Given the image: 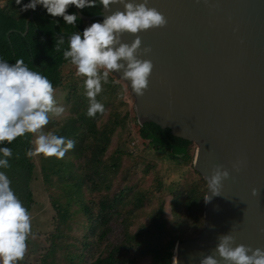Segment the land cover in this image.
<instances>
[{
    "label": "trees",
    "instance_id": "obj_1",
    "mask_svg": "<svg viewBox=\"0 0 264 264\" xmlns=\"http://www.w3.org/2000/svg\"><path fill=\"white\" fill-rule=\"evenodd\" d=\"M30 2L22 0L17 5L16 0H0V60L14 64L23 59L31 70L46 76L54 90L70 83L69 115L50 121L49 132L75 141L63 159L37 156L43 190L55 215L50 231L29 236L27 245L30 238L43 239L30 255L39 254L36 264H140L143 260L173 264L175 245L194 239L203 228L208 183L192 168L195 179L176 186L165 215L163 201L155 196V192L161 193L159 178L153 177L150 189H140V183L154 170L153 161L145 159L143 153L152 150L177 165H190L195 144L154 123L139 125L133 109L132 117L122 112L126 93L121 92L120 82L126 83L113 73L108 83L102 81V91L96 97L104 105V113L89 117L86 77L78 75L70 58L63 56L68 37L75 32L82 34L87 22L79 18L75 25H67L63 17H52L38 5L24 35L30 9L21 8ZM102 9L97 0L96 7L79 11L84 16H97ZM66 14H76L73 5ZM61 35L65 43L56 51V39ZM100 71L102 74L104 70ZM118 89L123 99L113 97ZM126 91L132 98L127 85ZM130 122L132 128L128 127ZM121 132L126 133L127 141L134 138L137 144L114 140ZM34 134L0 144V148L9 147L13 152L8 158L10 167L0 171L5 172L10 187L30 214L36 204L32 189L36 164L34 156L28 157L26 152L34 148ZM0 158H4L2 154ZM148 206L152 209L146 213V220L138 219ZM116 227L118 233L112 239Z\"/></svg>",
    "mask_w": 264,
    "mask_h": 264
},
{
    "label": "water",
    "instance_id": "obj_2",
    "mask_svg": "<svg viewBox=\"0 0 264 264\" xmlns=\"http://www.w3.org/2000/svg\"><path fill=\"white\" fill-rule=\"evenodd\" d=\"M73 7L87 27L123 11L117 4L84 16ZM148 7L167 26L138 34L140 52L151 48L138 58L154 65L147 91L138 97L122 73L113 75L126 83L139 125L154 123L196 145L193 168L207 183L216 166L230 174L220 196L204 200L200 233L175 245L173 264H199L229 233L237 245L264 249V0H149ZM135 38L124 34L122 42Z\"/></svg>",
    "mask_w": 264,
    "mask_h": 264
},
{
    "label": "clouds",
    "instance_id": "obj_3",
    "mask_svg": "<svg viewBox=\"0 0 264 264\" xmlns=\"http://www.w3.org/2000/svg\"><path fill=\"white\" fill-rule=\"evenodd\" d=\"M17 5L22 0H16ZM149 0L135 3L133 0H99L105 11L110 6L121 5L123 11L117 10L106 16L102 23L96 22L86 27L83 33L75 32L68 37V50L63 52L66 60L76 66L77 74L86 77L84 84L89 99L87 115L95 117L104 113L105 107L96 97L102 91L103 83H108L110 73H122L121 78L130 82L132 92L142 97L149 86V78L154 65L150 60L138 58L148 55L151 48L140 52L142 40L139 33L150 29L167 26L166 17L157 9L148 7ZM42 5L52 17H63L67 25H75L79 17L66 14L69 6L77 9L93 8L97 0H31L23 5L21 11H35ZM131 34L136 38L131 44L123 43L122 36ZM65 43L63 35L57 37L55 50ZM101 69L104 71L101 74ZM64 107L57 106L54 99L52 82L40 72L31 70L23 59L14 64L0 60V144L12 143L26 133H40L34 142V148L26 156L43 155L63 159L65 154L75 147V141L66 140L51 132L45 134L40 130L49 123V113L60 116ZM0 168H9V159L13 152L9 147L0 148ZM233 168L239 171L238 164ZM230 174L216 166L208 180L211 196H220L223 181ZM11 181L0 171V264H18L27 251V240L32 235L31 216L23 203L10 187ZM257 196L258 191L252 190ZM214 230V226H210ZM218 245L212 254L204 256L199 264H264V249H252L243 244H236L233 235L218 236ZM219 257L218 260L216 257Z\"/></svg>",
    "mask_w": 264,
    "mask_h": 264
},
{
    "label": "rangeland",
    "instance_id": "obj_4",
    "mask_svg": "<svg viewBox=\"0 0 264 264\" xmlns=\"http://www.w3.org/2000/svg\"><path fill=\"white\" fill-rule=\"evenodd\" d=\"M121 85V92L126 93L125 98L121 94L120 90L116 92V94L113 95L114 98H118L121 96V98L125 100L126 104L124 107H120L121 111H127L129 112L130 117L133 116L134 106H133V98H131L126 91V85L120 82ZM120 93V94H119ZM70 94V83H64L60 88L54 90V99L56 101L57 106L64 107L65 111L60 116H56L53 113H49V123L44 126L40 131L47 134L51 128H50V121L52 120H58L62 117H66L69 115V107L68 104V97ZM133 109V111H132ZM122 114V113H121ZM128 127L132 128V123L130 122L128 124ZM119 133V132H118ZM40 133L34 134V141L36 137ZM120 140V142L124 141L123 144L128 143L130 146L132 144H137L136 140L133 138V140L127 141L126 140V133H120L117 134L114 140ZM126 147V145H125ZM196 151V145L193 146V158L191 161V164L187 165H177L175 162L170 161L168 158H166L163 155H160V153H154L152 150H146L143 153V156L145 159L153 161L154 163V170L152 171V175L146 176L145 179L140 183V189H150L151 186L154 184L153 177H158L159 182H161V190L160 194L155 192L156 197H160L159 201H163L164 204V213L165 215H168L170 211V200L172 199L171 193L175 191L177 185H186L189 184V181L192 179H195V175L193 173V159L195 156ZM34 162L36 164V172H35V180L32 183V189L34 192V198L36 201L35 206L33 207L31 211V230L32 233L36 232H47L50 231L53 228V216L55 215V212L53 211L50 202L47 198L46 193L43 190V185L41 182V176H40V168H39V161L38 157L34 156ZM192 166V167H191ZM157 206H154L156 208ZM152 207L148 206L146 209V212L142 213V215L138 219L146 220V213L150 211ZM118 233V227H116L114 231V237H116ZM43 239L40 237L37 241H34L33 238H30V243L27 245V251L23 258V260L18 261V264H36L35 261L38 259L39 254L37 252H34L32 255H30V250L33 249L36 250L39 243H42ZM37 245V247H35ZM27 258L30 260L27 261ZM140 264H149L148 260H143Z\"/></svg>",
    "mask_w": 264,
    "mask_h": 264
}]
</instances>
